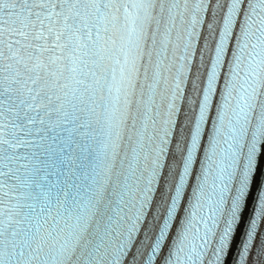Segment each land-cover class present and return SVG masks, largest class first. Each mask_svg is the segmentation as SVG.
I'll return each mask as SVG.
<instances>
[{
	"label": "snow or ice",
	"instance_id": "1",
	"mask_svg": "<svg viewBox=\"0 0 264 264\" xmlns=\"http://www.w3.org/2000/svg\"><path fill=\"white\" fill-rule=\"evenodd\" d=\"M242 221L264 264V0H0V264H229Z\"/></svg>",
	"mask_w": 264,
	"mask_h": 264
}]
</instances>
